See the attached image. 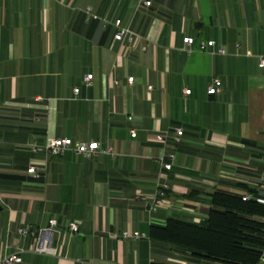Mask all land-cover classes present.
<instances>
[{
    "label": "crops",
    "instance_id": "0c3cea01",
    "mask_svg": "<svg viewBox=\"0 0 264 264\" xmlns=\"http://www.w3.org/2000/svg\"><path fill=\"white\" fill-rule=\"evenodd\" d=\"M117 18L134 43L115 39ZM185 36L196 39L190 54ZM201 40L226 54L198 50ZM262 59L264 0H0V258L222 264L155 240L150 230L168 218L204 221L215 191L264 202ZM216 78L221 91L209 95ZM179 127V140H156ZM65 137L98 141L115 155L46 149ZM157 181L169 190L151 214ZM52 217L57 253L35 252L36 236L19 229L38 232Z\"/></svg>",
    "mask_w": 264,
    "mask_h": 264
},
{
    "label": "trees",
    "instance_id": "16d2710c",
    "mask_svg": "<svg viewBox=\"0 0 264 264\" xmlns=\"http://www.w3.org/2000/svg\"><path fill=\"white\" fill-rule=\"evenodd\" d=\"M210 203L204 221L168 218L164 225L151 226V238L222 264L257 263L264 249V202L215 191Z\"/></svg>",
    "mask_w": 264,
    "mask_h": 264
},
{
    "label": "built area",
    "instance_id": "2783aa9c",
    "mask_svg": "<svg viewBox=\"0 0 264 264\" xmlns=\"http://www.w3.org/2000/svg\"><path fill=\"white\" fill-rule=\"evenodd\" d=\"M145 4L149 6L151 4V1H146ZM115 25L118 27V31L115 35L116 40L121 42L124 40H128V42L130 43L135 42L136 38L134 33L131 31V29L128 26L123 25L121 19L117 18L115 20ZM195 42L196 39L193 36L183 37L182 49L188 52L189 54L192 53L193 51H195L194 48ZM213 48H215V52L217 53L226 54V49L222 46H216V42L214 40H201L198 43L197 49L200 51H208ZM261 65L264 66V59H262ZM93 80H94V75L92 73L87 74L84 78V84L86 86H91L93 84ZM133 82H134V77L133 76L129 77L128 83L132 84ZM116 83H118V81H116ZM152 88H153L152 85H148V89L151 90ZM221 88H222V81L219 78H216L214 79L213 83L209 86L207 93L209 95H215L221 91ZM79 90L80 89L76 87L74 89L75 94H78ZM190 93H191V89L185 90V94H190ZM182 135H183V129L179 127L176 128L175 135L158 133L156 135V140L159 142H165L168 137L179 140ZM132 136H136L135 131H132ZM46 149L54 155L64 154L67 151H73L77 154H81L86 157H92L94 155H100V154H105L109 156L115 155L113 148L111 146L102 147L98 141L75 142L73 139L68 137L49 139L46 144ZM161 161L163 162V167H165L166 169L169 170L172 168L173 166L172 162L170 163L164 162L163 157L161 158ZM28 171L31 173L35 172L36 168L32 166L31 168H29ZM162 178H163V174L160 173L159 180ZM168 190H169L168 183H162L160 181H157L156 193L148 204L149 213L154 214L161 206H163L165 195ZM241 196L243 200L253 199V195L251 193H244ZM57 225H58V219L56 217H52L51 219H49L48 226L38 230V232L32 229L20 228L19 234L25 236H36V244L33 248L35 252L56 255L57 248L53 246V237ZM66 226L70 234L73 235L76 234L79 230V224L76 221L69 222ZM141 235L142 234L139 232L132 233L130 231H124L122 233L123 237H131V236L139 237ZM21 262H22V256L20 255V252H13L11 254L5 255L0 258V264H18ZM251 264H264V249L261 253L259 261L257 263H251Z\"/></svg>",
    "mask_w": 264,
    "mask_h": 264
},
{
    "label": "water",
    "instance_id": "95a60500",
    "mask_svg": "<svg viewBox=\"0 0 264 264\" xmlns=\"http://www.w3.org/2000/svg\"><path fill=\"white\" fill-rule=\"evenodd\" d=\"M79 237H80V235L77 236V238H79Z\"/></svg>",
    "mask_w": 264,
    "mask_h": 264
}]
</instances>
